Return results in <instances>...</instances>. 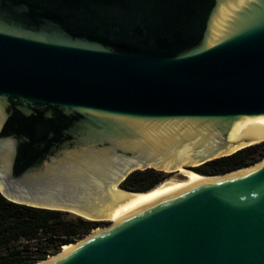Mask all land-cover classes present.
I'll use <instances>...</instances> for the list:
<instances>
[{"label":"water","instance_id":"water-1","mask_svg":"<svg viewBox=\"0 0 264 264\" xmlns=\"http://www.w3.org/2000/svg\"><path fill=\"white\" fill-rule=\"evenodd\" d=\"M262 141L264 0H0V194L111 223L33 264H264V157L178 168Z\"/></svg>","mask_w":264,"mask_h":264},{"label":"trees","instance_id":"trees-1","mask_svg":"<svg viewBox=\"0 0 264 264\" xmlns=\"http://www.w3.org/2000/svg\"><path fill=\"white\" fill-rule=\"evenodd\" d=\"M263 157L264 141L206 162L196 167V171L204 175L222 174ZM160 181L158 171L136 170L120 188L147 191ZM100 223L69 212L15 203L0 194V264H33L60 251L64 244L81 239Z\"/></svg>","mask_w":264,"mask_h":264},{"label":"bare ground","instance_id":"bare-ground-1","mask_svg":"<svg viewBox=\"0 0 264 264\" xmlns=\"http://www.w3.org/2000/svg\"><path fill=\"white\" fill-rule=\"evenodd\" d=\"M178 168H181V169H184V167H182V166H179ZM185 170V169H184ZM177 171H178V173H179V169H177ZM187 171H190V170H187ZM190 172H193V173H195V174H197V175H200V176H204V177H208V178H213L214 176H206V175H204V174H201V173H198V172H195V171H190ZM173 177V176H172ZM169 179H170V177H169ZM165 180H167V179H165ZM165 180H163V181H165ZM162 181V182H163ZM162 182H160V183H162ZM159 183V184H160ZM159 184H157L156 186H154L153 188H151V189H149V190H147V191H139V192H133V193H146V192H149V191H151V190H153V189H155ZM114 189H118V188H114ZM118 190H121V189H118ZM124 191H126V190H124ZM129 192V191H128ZM70 247V245H65L64 247H63V250H65V249H67V248H69Z\"/></svg>","mask_w":264,"mask_h":264},{"label":"rangeland","instance_id":"rangeland-1","mask_svg":"<svg viewBox=\"0 0 264 264\" xmlns=\"http://www.w3.org/2000/svg\"><path fill=\"white\" fill-rule=\"evenodd\" d=\"M196 167H192V166H190V167H186V168H184L185 170H190V171H195V172H198V171H196V169H195ZM178 172V171H177ZM160 173V172H159ZM199 173V172H198ZM175 175H177V174H172V175H170V176H168L166 179H169V177L171 178L172 176H175ZM111 223H100L98 226H97V229L98 228H104V227H107V226H109ZM99 230V229H98ZM62 249V247L60 248V250ZM57 253V252H56ZM55 253V254H56ZM52 255H54V254H49L47 257H50V256H52ZM46 257V258H47Z\"/></svg>","mask_w":264,"mask_h":264},{"label":"flooded vegetation","instance_id":"flooded-vegetation-1","mask_svg":"<svg viewBox=\"0 0 264 264\" xmlns=\"http://www.w3.org/2000/svg\"><path fill=\"white\" fill-rule=\"evenodd\" d=\"M196 169V168H195ZM160 178H161V181L162 182L163 180H165L168 176L172 175V174H178L177 171H174V172H160Z\"/></svg>","mask_w":264,"mask_h":264}]
</instances>
